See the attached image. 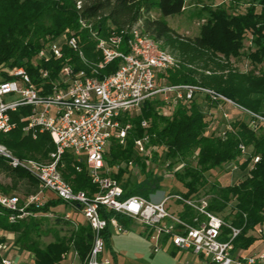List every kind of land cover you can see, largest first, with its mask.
Instances as JSON below:
<instances>
[{"label":"trees","instance_id":"1","mask_svg":"<svg viewBox=\"0 0 264 264\" xmlns=\"http://www.w3.org/2000/svg\"><path fill=\"white\" fill-rule=\"evenodd\" d=\"M183 9L184 0H0V81L11 78L3 68L25 67L33 82L37 83V68L31 62L35 59L43 38L47 35H59L67 29L80 35L87 63L74 52L65 49L64 59L52 60L42 66L49 70L50 77L53 78L65 59L70 57L76 70L83 69L89 73L88 64L99 62L101 55L95 49L96 43L90 36L89 29L82 28L79 19L90 23L91 28L102 38L109 35L111 27L121 30L139 24L144 33L157 42L162 41L160 48H169L183 62L180 69L167 71L170 84H200L210 87L242 107L264 115V0H249L243 13H234L231 17L218 9L208 19V23L202 25L198 36L186 38L175 34L164 20L165 17L180 14ZM153 10L159 13L158 19L150 17ZM246 33L249 34L250 46L241 52ZM122 50L126 51L124 47ZM239 56L246 57L252 64V69L247 72L235 69L230 58ZM117 65V60L106 65L98 71V76L113 73ZM205 71H209V74ZM194 101L189 105L180 104L170 117L157 113L159 101H145L140 113L129 118L132 129L127 137V144L121 146L112 142L105 161L110 167L134 161L143 171L144 164L134 149V140L142 137L145 131L152 144L166 147L160 158L161 162L170 160L175 164L185 161L197 150V166L187 162L174 175L185 187L184 195L188 197L198 194L199 188L208 183L203 174L205 171L236 160L240 155V143L250 147L252 156H259L258 162L248 168V157L239 165L242 171H247L241 180L227 185L212 183V196L209 199L210 210L241 229L240 235L233 242L234 249L247 250L257 240L251 232L264 227V126L258 132H253L245 121L236 120L233 131L225 139L207 135L206 115ZM28 111L27 107H20L16 112L10 113L16 126L7 134L0 132V143L19 158L47 161L54 145L47 133H37L33 138L32 133L23 131L25 122L21 121V117L27 115ZM143 120L149 124L146 129L141 127ZM62 163V177L74 191L85 190L90 194L97 191L83 162L78 163L72 154L66 153L62 157ZM77 166L81 167L80 171L76 169ZM125 170L121 168L116 174H111L120 182L123 197H146L158 189L159 186L153 183L154 177L149 174L144 173L145 181L138 185L131 182L133 175L129 174L124 178ZM0 173L9 178L8 183L0 182V190L6 194L20 188L24 189L25 195L37 191V181L34 178L22 169L10 168L1 158ZM62 204L64 202L60 199H54L48 200L40 208L29 206L26 211L30 215L13 222L9 221L12 212L0 209V231L13 235L14 246L34 256L31 264H59L62 256L71 251L76 252L78 261L82 264L93 242V233L87 223L72 227L69 235L60 237L55 234L54 240L45 245L40 242V237L49 233V230L34 215L46 214L51 208ZM99 213L108 222L103 231L107 246L110 218L121 223L123 215L107 212L102 206L99 207ZM5 242V236L1 235L0 243Z\"/></svg>","mask_w":264,"mask_h":264},{"label":"built area","instance_id":"2","mask_svg":"<svg viewBox=\"0 0 264 264\" xmlns=\"http://www.w3.org/2000/svg\"><path fill=\"white\" fill-rule=\"evenodd\" d=\"M77 7H80V2ZM79 23L82 28L89 29L96 43L95 49L101 55L99 62L88 64L89 73L83 69L76 70L70 57L65 59L53 78L49 70L42 66L52 60L64 59L65 49L74 52L87 63L80 35L67 29L59 35L43 38L31 62L37 68V83L33 82L25 67L7 70L11 78L0 81V132H11L16 125L10 113L20 107H27V115L21 117V121L25 122L23 131L32 133L33 138L37 133H47L54 145L47 161H39L19 158L0 143V158L10 168L22 169L37 181V191L23 200L16 194H6L0 190V209L12 212L9 221L29 216L30 213L26 211L29 206H44L48 201L45 192L50 191L56 199L79 211L92 230V247L82 264H111L110 259L104 256L103 231L108 222L100 216V206L107 212L122 214L142 224L147 229L153 253L163 250L167 243L169 247L189 251L210 264H264V250L244 253L246 250L234 249L233 242L240 235L241 229L210 210L209 197L199 194L187 197L184 192L166 195L160 189L146 197H123L120 182L111 174L124 168L133 176L142 175L141 166L129 161L110 167L105 161L112 142L121 146L127 144L132 129L129 118L139 114L147 100L159 101L157 113L170 117L180 104L189 105L200 97L211 109L208 116L219 114L223 128L212 134L222 140L233 131L236 118H242L251 131L258 132L264 126V115L242 107L210 87L166 83L167 71L180 69L184 64L174 53L160 48L159 42L144 33L139 24L121 30L111 27L109 35L102 38L91 28L90 23L83 19H79ZM116 60L118 65L113 73L98 76L100 69ZM187 67L193 68L191 65ZM205 73L209 74V71ZM148 125L146 120L141 122L144 129ZM134 149L146 166V171L149 167L153 170L158 168L160 163L163 175L174 177L183 166L182 162L180 167L174 166L178 162H161L166 147L152 144L146 132L134 140ZM238 149V160L250 158L248 168L258 162L259 156H252L250 147L240 143ZM66 153L72 154L78 163H84L88 177L97 187L95 193L74 191L64 180L60 166H63L62 157ZM227 163V168H230L231 163ZM80 168L76 167L78 171ZM230 169L232 173L237 168L233 166ZM171 199L183 204L180 213H173L167 208ZM37 215L47 216V213L34 216ZM64 217L73 227H77L78 223L70 213ZM109 225L117 233L125 232L124 227L113 217ZM257 232H264V227L258 228ZM7 249L8 244L0 243L2 264H30L34 260L30 254L31 260L27 263L21 260L16 262L5 254ZM67 255L62 256L59 264H64ZM74 255L77 257L76 252Z\"/></svg>","mask_w":264,"mask_h":264},{"label":"rangeland","instance_id":"3","mask_svg":"<svg viewBox=\"0 0 264 264\" xmlns=\"http://www.w3.org/2000/svg\"><path fill=\"white\" fill-rule=\"evenodd\" d=\"M247 2H249V0H184L183 11L180 14L165 17L164 20L167 22L168 26L172 29V31L175 32V34L183 36L185 38L195 37L199 35L202 25L208 23V19L213 17L215 11H217L218 9H222L229 17H231L234 13H243L247 6ZM150 17L152 19H158L160 15L156 10H153L150 14ZM248 36L249 34L246 33L242 41L243 47L241 49V52L245 51L250 46ZM160 44H162L161 40H159V45ZM166 49L170 51L169 48ZM230 62L232 66L240 72H247L248 70L252 69V64L244 56L232 57L230 58ZM3 70L7 71L9 70V68L5 67L3 68ZM167 78L168 76H165V82L169 83ZM194 102L200 106V108L206 115L205 121L208 124V128L206 131L207 135H213L212 132H217L218 130H221L223 128L224 124L220 120L219 114L216 113L215 115H212V117L208 116V111H211V109L208 107L206 102H204L200 97H197ZM164 112L166 113V111ZM164 117L168 116L164 115ZM235 120H242V118L238 117ZM197 156L198 151L196 150L185 161H179L174 166L180 167L181 162L183 163V166L178 169V172L184 168V165L187 162L196 167ZM242 162V158L230 162V168L233 166L237 168L232 173L230 172L231 169L227 168L228 163H223L218 167L205 171L203 174L205 177H207L208 183L203 187L199 188L198 194L202 196H207L210 199L212 196V193L210 192V185L212 183L217 182L220 185H227L234 183L237 180L243 179L246 172L242 171L239 167ZM152 170L153 168L149 167L148 171H146V166L144 165L142 175L132 176L131 182L140 185L145 181L144 173H146L154 177L152 178L153 183L156 186H159L158 189L162 190L166 195L175 193L181 194L182 192H185V187L180 182H178L175 177H165L163 175L160 163H158V168L153 170L154 172H149ZM124 176V178L128 177L129 173L126 172ZM0 182L8 183L9 178L6 177L4 173H0ZM23 190V188H20L18 191L10 192L7 194H16L23 200L26 196L29 195H25L23 193ZM46 200H48V198H46ZM59 206L51 208V210L47 213V216H36V218L40 219L42 225L45 226L44 228L49 230V233L43 234L40 237V242L42 245L52 242L54 240L55 234L59 235L60 237L69 235V231L73 227L72 223L69 220H66L64 217L67 212H71L73 211V209L67 204H62ZM167 208L173 213H180L184 207L181 202H178L176 199H171L167 203ZM49 214L51 215L49 216ZM43 218L45 219L43 220ZM65 222L68 224H66ZM251 233L257 238L255 243L253 244V249L251 253H256L261 250H264V232L258 233L257 231H254ZM1 235L5 236L6 238L5 243L8 244L7 251L9 252V255L16 262L21 260V262L27 263L29 261L28 259L31 258V255L23 252L22 250L14 246L13 235H9L7 233H3ZM143 253L144 254L142 256H136L135 261L137 264H184L185 261L190 263L192 258V254H188L185 260H183L182 258L179 259L178 257L171 255L169 252L163 250L160 253L156 254L153 253L151 246H149ZM65 261H67L65 262V264H71L72 262V264H80L78 259L75 258L73 251L68 253Z\"/></svg>","mask_w":264,"mask_h":264},{"label":"crops","instance_id":"4","mask_svg":"<svg viewBox=\"0 0 264 264\" xmlns=\"http://www.w3.org/2000/svg\"><path fill=\"white\" fill-rule=\"evenodd\" d=\"M112 174H116V173H112ZM45 196L46 198H48V200L56 199L55 195L50 191H46ZM67 213H70L72 219H74V221L77 222L78 224L85 223V220L79 211L73 209V211ZM119 224L122 227H124L125 232L117 233L112 227L109 228L110 236H109L108 245L105 246L104 256L110 259L111 264H137L135 261L136 256L139 255L142 256L144 254L143 252L149 246H151V243L148 239L147 229L142 224L124 215L123 217H121V223ZM3 233L4 232L0 231V235ZM252 247L253 245L249 249L244 251V253L252 250L253 249ZM161 251H159L158 253H160ZM163 251L169 252L171 255H174L179 259L182 258L183 260L187 258L188 254H192L189 251L185 252L169 247L167 243L164 244ZM5 254L10 256L8 251H6ZM75 258L77 257L75 256ZM32 262H30V264ZM65 262L67 261H64V264ZM184 264H210V263L207 260L199 258L196 255L192 254L190 263L185 261Z\"/></svg>","mask_w":264,"mask_h":264}]
</instances>
